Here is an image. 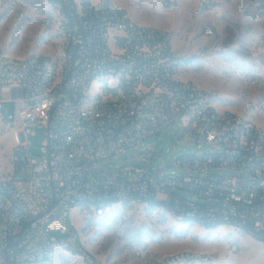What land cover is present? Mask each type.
<instances>
[{
    "label": "built area",
    "instance_id": "1",
    "mask_svg": "<svg viewBox=\"0 0 264 264\" xmlns=\"http://www.w3.org/2000/svg\"><path fill=\"white\" fill-rule=\"evenodd\" d=\"M249 20L261 31L255 54L261 73L245 83L258 86L264 83V9ZM41 23V44L52 52L20 58L0 48V124L12 142L11 171L0 167V264H101L84 246L70 210L134 202H158L181 223L230 227L264 244V128L220 111L215 92L181 78L186 65L170 33L134 22L111 0H44ZM202 32L216 36L212 23ZM177 124L189 142L216 147L176 160L187 174L94 167ZM31 127L44 130L37 156L29 153ZM213 170L229 173H207ZM155 264L220 262L185 250Z\"/></svg>",
    "mask_w": 264,
    "mask_h": 264
},
{
    "label": "rangeland",
    "instance_id": "2",
    "mask_svg": "<svg viewBox=\"0 0 264 264\" xmlns=\"http://www.w3.org/2000/svg\"><path fill=\"white\" fill-rule=\"evenodd\" d=\"M111 1L134 22L171 34L173 49L186 65L181 78L215 92L220 111L232 112L264 128V83L258 86L245 83L252 73H261L255 56L261 31L249 20V15L264 9V0H218L214 7L202 6L197 0H176L178 10L168 7L170 0ZM43 12L44 0H0V48L9 56L20 58L52 52L40 40ZM207 23L214 25L215 37L203 34L202 26ZM98 89V84L93 83L91 92ZM2 128L3 123L0 124V167L4 173L11 171L6 167L12 142L11 131ZM30 131L29 153L37 156L45 139L44 130L31 127ZM212 151L216 147L211 144L198 147L189 142L177 124L144 140L139 148L99 161L94 167L113 170L122 165H142L151 169L159 167L162 175L180 176L188 170L176 165V160ZM143 157L148 163L142 162ZM243 177L246 189L248 175L243 173ZM70 216L84 246L101 264H155L163 256L180 250L208 254L220 264H264V244L247 233L226 226L206 229L181 223L159 204H114L101 210L72 208Z\"/></svg>",
    "mask_w": 264,
    "mask_h": 264
},
{
    "label": "trees",
    "instance_id": "3",
    "mask_svg": "<svg viewBox=\"0 0 264 264\" xmlns=\"http://www.w3.org/2000/svg\"><path fill=\"white\" fill-rule=\"evenodd\" d=\"M150 204H151V205H155V204H159V203H158V202H153V201H151Z\"/></svg>",
    "mask_w": 264,
    "mask_h": 264
},
{
    "label": "water",
    "instance_id": "4",
    "mask_svg": "<svg viewBox=\"0 0 264 264\" xmlns=\"http://www.w3.org/2000/svg\"><path fill=\"white\" fill-rule=\"evenodd\" d=\"M4 111H5V113H7V109L5 108L4 109ZM167 169H169L170 168V166H168V167H166Z\"/></svg>",
    "mask_w": 264,
    "mask_h": 264
},
{
    "label": "crops",
    "instance_id": "5",
    "mask_svg": "<svg viewBox=\"0 0 264 264\" xmlns=\"http://www.w3.org/2000/svg\"><path fill=\"white\" fill-rule=\"evenodd\" d=\"M180 251H185V250H180ZM187 251H191V250H187Z\"/></svg>",
    "mask_w": 264,
    "mask_h": 264
}]
</instances>
